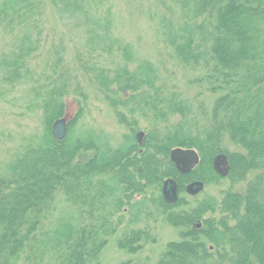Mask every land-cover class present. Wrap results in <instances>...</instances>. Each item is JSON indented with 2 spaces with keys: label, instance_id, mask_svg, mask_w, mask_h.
Segmentation results:
<instances>
[{
  "label": "trees",
  "instance_id": "1",
  "mask_svg": "<svg viewBox=\"0 0 264 264\" xmlns=\"http://www.w3.org/2000/svg\"><path fill=\"white\" fill-rule=\"evenodd\" d=\"M22 3L23 13L19 5L11 10L0 8V30L15 37L12 49L0 50V64L2 67L7 64L10 70L9 76L5 75L3 80L6 84H17L29 72L30 59L43 41L42 24L44 27L47 8L70 11L79 4L74 0H49L47 3L44 0H22ZM193 3L192 9L200 24L195 23L206 28L208 35L202 36L204 40L201 39L199 44L185 32L183 37L180 34L177 40L180 42L171 39V47L177 62L203 71L212 90L222 91L214 101L207 129L217 138L208 135L211 142L206 144L210 151L203 154L210 155L209 166L216 155L227 158V178L232 186L220 197L201 200L193 206L183 198L174 204L164 200L161 191L164 180L174 178L181 193L197 176L192 177L193 171L184 174L176 167L171 160L173 149L191 147L201 153L194 145L196 143L181 137L176 128L158 134V139L150 135L153 131L150 132L143 145L135 142L111 162L103 160L98 144L90 137L73 139L71 143L68 137L62 141L54 139L52 125L63 117L65 100L71 88L68 77L66 83L62 82V74L67 72L59 70L61 62L57 69H52L50 84L43 93L42 133L15 153L0 171V264H23L24 259L25 264H99L109 238L123 227L113 214L123 209L125 199L149 192H154L157 209L166 222L174 228L189 230L181 233L179 239L167 243L156 264H264V136L256 131L248 135L244 127L251 111L234 109L235 105L244 104L264 89V57L253 56L252 60L241 53L238 59L235 58L234 45L231 49L226 45L231 30L221 29L220 16L234 7L240 12L264 15V1L194 0ZM80 5L83 7L82 2ZM248 39L256 38L248 36ZM197 49H202L204 60H196ZM258 57L262 61H255ZM136 66L130 71L124 65L117 76L129 78L123 82L118 79V86L113 85L111 89L103 84L104 90L111 93L126 89L141 93L159 92L161 86L155 85L154 79L157 66L150 59H142ZM137 97L143 102L139 103V110L151 109L153 118H158L159 114L166 118L162 107H171L173 103L171 100L161 106L159 94ZM262 97L264 92L255 100ZM145 99L148 102L144 103ZM174 100L172 112L183 115V102ZM260 113L253 112L251 119L259 117ZM221 134L236 148H224L219 140ZM132 135L135 137V130ZM111 172L120 179L121 188L116 193L107 191L110 184L104 178L98 177V184L93 180L94 174L108 176ZM60 195L75 207L69 216L64 214L61 217L59 210L55 214ZM111 198L115 199L114 208L110 207ZM51 212L55 216L54 226L48 229L44 221L52 216ZM199 222L201 228L197 227ZM127 223L132 225L130 221ZM150 241L157 242L152 227H126L118 245L135 254ZM47 255L50 259L45 261Z\"/></svg>",
  "mask_w": 264,
  "mask_h": 264
},
{
  "label": "rangeland",
  "instance_id": "2",
  "mask_svg": "<svg viewBox=\"0 0 264 264\" xmlns=\"http://www.w3.org/2000/svg\"><path fill=\"white\" fill-rule=\"evenodd\" d=\"M48 1L44 0L45 3ZM74 2L79 4L70 11L47 8L44 27L42 24L44 30L42 44L30 59V70L22 80L17 84L14 81L15 85L3 82L6 79L5 75L9 76L10 70L7 64H4V67L0 64V171L15 153L42 133L43 93L50 84L52 69H57L62 62L59 70L67 72L62 74V82L66 83L67 77L71 80L63 115L68 121L66 137L69 143L73 139L90 137L98 144L103 160L111 162L122 151L138 142L136 140L138 132H145L144 139L147 140L149 133L153 131L150 135L158 139V134L176 128L181 137L195 142L194 145L201 150L200 153L198 149L191 147L173 149L195 151L199 158L187 172L193 171L195 174H192V177L197 176L186 185L184 192L180 193L179 188L178 200L183 198L193 206L201 200L211 201V198L220 197L223 191L232 185L227 175L222 174L220 166L217 167L215 163L217 155L213 157V164L209 166L210 155L206 156L203 153L209 154L210 151L206 144L211 142L207 139L208 135L215 140L217 138L215 133H208L207 129L214 101L222 91L212 90L203 71L185 67L177 62L171 47V42H180L177 40L180 34L183 37L185 32L198 40L199 44L204 40L201 37L208 35L206 28L197 25L200 23L197 21L195 10L192 9L194 0H74ZM81 2L83 7L80 5ZM18 5L23 13L22 0L19 2L0 0V8L11 10ZM234 8L220 15L223 23L221 29L231 30L226 45L230 49L234 45L235 58L241 53L252 60L253 56L264 57V15L255 16ZM248 36L256 39L249 41ZM13 40L14 36L3 34L0 30L1 51L12 49ZM198 49L196 60L202 61L203 51ZM260 58H256L255 61H262ZM142 59H150L157 66L158 72L154 79L155 85H159V88L161 86L159 92L141 93L130 89H117L118 92L111 93L104 90L103 84L111 89L113 85L118 86V79L126 81L129 76H117L120 69L124 65H127L130 71L136 69V64ZM263 92L264 89L258 92V95ZM154 94L161 95V106L173 101L171 107H162L164 110L162 114L166 118L160 116L161 114L158 118H153L151 109L139 110L141 107L139 103L143 102H140L137 96L148 97ZM256 97L248 99L244 104L235 105L234 109L246 113L251 111L248 115V124L244 127L248 135L256 131L264 136V97L255 100ZM174 99L183 102L185 106L183 115L172 112ZM146 102L147 99L144 100V103ZM257 111H261L259 117L262 118L257 116L251 119V114ZM134 130L135 137L132 135ZM219 140L222 141L224 148L230 150L236 148L228 138H223V134ZM94 175V184H98L99 178L109 182L110 188L107 189L109 193H116L121 188L120 179L113 172L108 176ZM200 177L205 179L202 180ZM193 182H202L203 187L196 195L191 196L186 189ZM153 193L149 192L142 196L136 194L134 198L125 199L123 209L113 214L117 223L123 227L109 238L99 264H117L127 260H130L131 264H156L167 243L179 239L181 233L189 231L186 227L174 228L165 221L164 215L157 209V202L154 199L156 196ZM113 200L115 199H110L111 208H114ZM74 208L60 195L54 209L55 214L59 210V215L64 217V214L69 216L74 213ZM184 208H187V205ZM51 214L53 220L51 221V217L48 216L44 221L48 229L54 226L55 216L53 212ZM128 221L132 225H129ZM181 225L185 226L183 223ZM126 227H152V234L157 242L150 241L135 254L127 252L118 245V239ZM47 259H50L49 255L44 257L45 261ZM24 261L25 259L23 264Z\"/></svg>",
  "mask_w": 264,
  "mask_h": 264
},
{
  "label": "water",
  "instance_id": "3",
  "mask_svg": "<svg viewBox=\"0 0 264 264\" xmlns=\"http://www.w3.org/2000/svg\"><path fill=\"white\" fill-rule=\"evenodd\" d=\"M68 131V121L65 117L56 120L53 123L52 132L54 137L62 141L65 139ZM140 137L144 135V132L139 133ZM198 156L196 155L195 151L192 150H174L172 152V160L175 162L176 166L182 172H188L190 169L198 162ZM215 163L220 166V170L222 174H224V163H225V156L219 155L215 158ZM203 183L202 182H193L187 186V191L191 195H196L200 190H202ZM162 194L166 202L168 203H175L179 197V186L178 183L173 178H168L163 182L162 186ZM201 224H198L200 227Z\"/></svg>",
  "mask_w": 264,
  "mask_h": 264
},
{
  "label": "flooded vegetation",
  "instance_id": "4",
  "mask_svg": "<svg viewBox=\"0 0 264 264\" xmlns=\"http://www.w3.org/2000/svg\"><path fill=\"white\" fill-rule=\"evenodd\" d=\"M145 133V132H144ZM146 137V133L140 137L139 133L136 135V140L139 142V145H143L144 143V138ZM171 159H172V156H171ZM225 167H224V175H227V172H228V162H227V158L225 157V163H224ZM218 167V166H217Z\"/></svg>",
  "mask_w": 264,
  "mask_h": 264
}]
</instances>
